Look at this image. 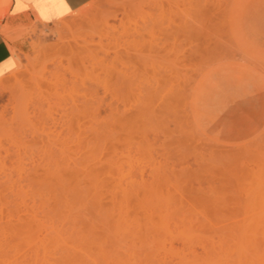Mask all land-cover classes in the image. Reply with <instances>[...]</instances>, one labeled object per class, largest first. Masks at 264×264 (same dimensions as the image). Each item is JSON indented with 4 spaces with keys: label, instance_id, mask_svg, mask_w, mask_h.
I'll list each match as a JSON object with an SVG mask.
<instances>
[{
    "label": "rangeland",
    "instance_id": "1",
    "mask_svg": "<svg viewBox=\"0 0 264 264\" xmlns=\"http://www.w3.org/2000/svg\"><path fill=\"white\" fill-rule=\"evenodd\" d=\"M224 1L2 25L21 60L0 79V157L41 264H264V0Z\"/></svg>",
    "mask_w": 264,
    "mask_h": 264
},
{
    "label": "bare ground",
    "instance_id": "2",
    "mask_svg": "<svg viewBox=\"0 0 264 264\" xmlns=\"http://www.w3.org/2000/svg\"><path fill=\"white\" fill-rule=\"evenodd\" d=\"M203 2V0H202ZM223 2H225L223 0ZM206 3H208V1H206ZM212 3V2H210ZM227 3V2H226ZM203 4V3H202ZM207 5V4H206ZM209 5L211 6V4H208L207 5V8L209 7ZM200 6H202L200 4ZM204 6V5H203ZM215 6V5H213ZM222 6V5H220ZM217 7V6H216ZM223 7V6H222ZM206 8V6L204 7V9ZM207 8L205 10H200L201 12L200 13H205V12H210L212 9L210 8V10ZM214 9V7H212ZM220 8V7H219ZM227 8V7H226ZM203 9V7H202ZM223 10V9H222ZM224 10H226L224 8ZM82 13V16L81 17H86L90 14L91 10L90 9H83L81 8L80 10H78ZM76 11V12H78ZM205 11V12H204ZM215 10H212L211 12H213ZM75 12V13H76ZM207 12V13H208ZM92 13V12H91ZM94 13V12H93ZM226 13V12H225ZM80 14V13H79ZM75 15V14H74ZM209 17V16H208ZM213 17V16H212ZM202 18V17H201ZM210 18V17H209ZM262 19V20H261ZM212 20V18H211ZM226 20H227V17H226ZM242 20H244V17L242 18ZM262 22H261V21ZM204 21V19H203ZM206 22V20H205ZM104 23V22H103ZM108 23V22H107ZM204 23V22H203ZM208 23V21H207ZM241 23V22H240ZM264 25V17L263 18H259L258 19V27H259V31L256 32V35H254L253 33V37L254 39H258V41L260 42L259 45L260 46H264V38L262 35H257V33H263V30H262V27L261 25ZM214 24V23H213ZM243 24H244V21H243ZM66 25V23H64V26ZM103 25V24H102ZM105 25V23H104ZM215 26V24H214ZM106 27V26H105ZM111 28V27H110ZM2 32L4 33V35H9L10 31L4 29L2 30ZM33 32H36L35 30H33ZM249 33V32H248ZM90 34V33H89ZM251 34V33H249ZM251 34V35H252ZM264 34V33H263ZM94 37V36H93ZM170 37V36H169ZM82 41V40H81ZM74 42V41H73ZM156 42V41H155ZM158 42V41H157ZM72 43V42H71ZM154 43V42H153ZM150 44V43H149ZM41 45V44H40ZM162 45V44H160ZM171 45V44H170ZM152 46V45H151ZM37 47V46H36ZM167 48V46H164ZM51 49V50H54V57L58 56L60 52V48H56V47H48V46H43V49L44 51L46 49ZM162 48V47H161ZM170 48V46H169ZM42 49V50H43ZM76 49V48H75ZM156 49V48H155ZM160 49V47H159ZM71 50V49H69ZM161 50V49H160ZM168 50V49H167ZM170 50V49H169ZM13 51L14 53L16 54L19 62L21 60V56L16 52V49L15 47H13ZM152 51V50H151ZM159 50H157L158 52ZM59 53V54H58ZM168 56V55H167ZM164 58H167L166 56H163ZM161 58V57H159ZM59 59V58H58ZM163 59V58H162ZM168 59V58H167ZM166 59V60H167ZM71 60V59H70ZM36 62V61H35ZM57 62V61H56ZM39 63V62H38ZM61 63V62H60ZM148 63V62H147ZM150 65L152 64L151 62H149ZM164 63H167V65L170 63V62H164ZM56 64V63H55ZM63 65V64H62ZM171 65V64H170ZM60 66V64L58 65ZM19 67V66H18ZM147 67V66H146ZM164 67H165V64H164ZM171 67V66H170ZM47 68V66L44 67V70ZM157 68V67H156ZM155 68V69H156ZM148 69V68H146ZM159 69V68H158ZM170 69V68H169ZM163 70H166V68H164ZM161 71V70H160ZM146 72V71H145ZM15 74H18V72H14V78L16 80V78L18 79L17 75ZM6 76V75H5ZM4 77V76H3ZM3 77H1L0 79H2ZM27 81V80H26ZM136 81V80H135ZM19 86L21 85V83L19 81H17ZM149 82V81H148ZM146 83V82H145ZM44 84V83H43ZM155 84V83H154ZM160 84V83H159ZM14 85V84H13ZM25 85V84H24ZM15 86V85H14ZM137 86V85H136ZM152 87V85H150ZM37 87V86H36ZM34 87V88H36ZM149 87V86H148ZM149 87V88H151ZM155 88V86H153ZM152 87V88H153ZM158 87V85H157ZM160 87V86H159ZM1 88V87H0ZM16 87H14L15 89ZM141 88V87H140ZM151 88V89H152ZM8 89V88H7ZM37 89V88H36ZM159 89V88H158ZM155 90V89H154ZM16 91V89H15ZM16 93V92H15ZM28 94V93H27ZM150 104V103H149ZM76 105V104H75ZM9 158L11 159V157L9 156ZM77 159V158H76ZM72 162H73V159H72ZM78 162V161H77ZM76 163V162H75ZM77 164V163H76ZM72 165V164H70ZM21 169H24V168H21ZM14 168L12 167V165H7L5 163V160L4 158L0 157V264H41V261L38 259V252L41 251L40 249V243L42 242V239L40 237V240H38L39 236H37V232L35 233L36 235H34V232L32 229H34L32 227V225L30 224V217L26 214H20L21 211H28L27 209L28 206L26 204V202L22 199V200H19V194L17 192H20V189H18V185H17V179H15V173L14 172ZM21 171V170H20ZM26 172V171H25ZM24 172V173H25ZM28 172V171H27ZM21 174H23L21 172ZM21 178H23L20 174H18ZM25 175V174H24ZM23 175V176H24ZM19 176H17L19 178ZM19 180V179H18ZM20 185L22 186L21 190H23V185L21 184L20 182ZM20 187V186H19ZM18 190V191H17ZM22 194V193H21ZM18 195V197H17ZM23 197V196H22ZM28 203V202H27ZM29 205V204H28ZM30 207V206H29ZM31 209V207H30ZM19 211V212H18ZM31 212V210L29 211V213ZM25 213V212H23ZM28 213V212H27ZM31 214V213H30ZM33 214V213H32ZM31 214V215H32ZM34 216V215H33ZM37 216V215H36ZM35 217V216H34ZM34 219V218H33ZM37 226V225H36ZM42 226V225H41ZM46 228H49V227H46ZM31 229V230H30ZM52 229V228H51ZM50 229V230H51ZM32 231V232H31ZM33 233V235H32ZM40 235V234H39ZM33 237V238H32ZM47 238V237H46ZM58 238V237H57ZM34 239L37 240V241H40L39 243H37L36 241L34 242ZM33 240V241H32ZM50 240V239H49ZM53 240V239H52ZM61 240V239H59ZM31 242H33V244L37 243V245H39V249H36L35 247L36 246H32L33 248H35L33 250V248L31 247ZM47 242V240H46ZM51 242V241H50ZM61 243V242H60ZM32 244V245H33ZM63 244V243H62ZM42 245V244H41ZM51 246V245H50ZM57 246V245H55ZM61 246V245H60ZM77 247V246H76ZM38 248V246H37ZM61 248V247H60ZM69 249V247H67ZM81 248V247H80ZM65 251H66V246H65ZM49 250V249H48ZM51 251V250H50ZM70 251V249H69ZM56 252V251H55ZM47 253V251H46ZM49 253V252H48ZM69 254V252L66 251V254ZM40 254V252H39ZM70 254H73V253H70ZM77 254V253H76ZM80 254V253H79ZM54 255V253H53ZM52 255V256H53ZM56 255V254H55ZM78 255V254H77ZM48 256V255H47ZM75 256V255H74ZM84 255H82V258H83ZM49 258H53V257H50ZM55 258V257H54ZM73 258V257H72ZM76 258V257H75ZM77 258H80L79 256ZM81 259V258H80ZM56 262L52 261V263L54 262L55 264H63V263H67L71 264V262H73L72 260L69 261L67 260V257L64 256L63 252L62 254L59 256V257H56L54 259ZM76 260V259H75ZM50 261V260H49ZM48 261V262H49ZM78 261V260H77ZM80 261V260H79ZM86 260H84L85 262ZM40 262V263H39ZM51 262V261H50ZM87 262V261H86ZM44 262H42L43 264ZM83 263V262H82ZM46 264V263H44ZM74 264V262H73ZM76 264V263H75ZM87 264V263H86Z\"/></svg>",
    "mask_w": 264,
    "mask_h": 264
},
{
    "label": "crops",
    "instance_id": "3",
    "mask_svg": "<svg viewBox=\"0 0 264 264\" xmlns=\"http://www.w3.org/2000/svg\"><path fill=\"white\" fill-rule=\"evenodd\" d=\"M93 0H0V78L13 71L20 62L2 25L28 24L36 20L44 28H54L66 17L88 6Z\"/></svg>",
    "mask_w": 264,
    "mask_h": 264
}]
</instances>
